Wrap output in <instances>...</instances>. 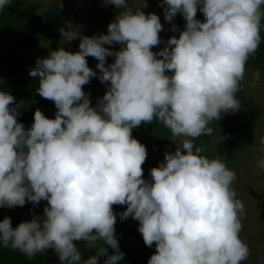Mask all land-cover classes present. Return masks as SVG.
Returning <instances> with one entry per match:
<instances>
[{
  "label": "clouds",
  "instance_id": "9594fccd",
  "mask_svg": "<svg viewBox=\"0 0 264 264\" xmlns=\"http://www.w3.org/2000/svg\"><path fill=\"white\" fill-rule=\"evenodd\" d=\"M104 2L120 10L107 34L82 36L66 22L61 46L29 72L37 93L54 102V119L37 109L26 130L18 122L23 102L0 91V208L47 201L42 216L15 228L6 216L0 246L29 259L52 249L60 264H119V215L138 221L145 245H155L148 264H242L249 248L240 238L245 209L232 187L236 173L220 157L201 155L194 141L213 135L210 122L241 107L236 94L261 43L264 0H162L164 19L181 14L186 24L172 27L179 37L159 52L152 49L162 43L163 25L157 14H145V2ZM9 5L0 0V10ZM78 38L79 51L65 50ZM116 44L119 51L105 47ZM87 57L98 61L99 76ZM94 77L109 84L96 107L84 91ZM259 80L257 70L252 86ZM153 120L182 139L172 140L176 150L165 152L146 181L148 152L132 132ZM257 150L264 153V139ZM257 167L264 169V158ZM114 205L126 210L115 213ZM76 241L96 254L82 261Z\"/></svg>",
  "mask_w": 264,
  "mask_h": 264
},
{
  "label": "trees",
  "instance_id": "16d2710c",
  "mask_svg": "<svg viewBox=\"0 0 264 264\" xmlns=\"http://www.w3.org/2000/svg\"><path fill=\"white\" fill-rule=\"evenodd\" d=\"M60 4L62 7H60ZM91 13L94 19L101 25L98 36L107 34L108 23L104 18H115V13L109 7L119 13V9L114 6H105L104 0H99L98 4H91ZM41 5L32 0H10V5L0 10V91L9 92L16 99L17 103L23 102L20 109L21 115L18 122L23 123L25 129H30L34 123V113L37 109L49 118V114L56 108L53 101L42 98L38 93V80L29 75L31 69L35 68L38 59L49 52L54 44L62 40L60 29L65 27L66 22H71L78 26L82 21L77 16L69 3L61 0L55 1L47 9L40 12ZM202 18L201 21H203ZM113 21H110L112 23ZM179 32H169L170 38L175 35L179 37ZM261 43L254 55L250 56L246 68L252 72L264 73V21L261 28ZM112 50L119 51L120 45H112ZM115 57H108L107 62L114 63ZM171 75V73H168ZM249 90L247 85L241 83L240 91L236 94L241 107L238 112L231 113L228 118L213 120L209 127L213 129V135L217 136L219 149L210 145L211 136L202 135L194 141L195 145L202 147L204 151L201 155L213 159L218 153L225 154L224 163L231 170L240 169L242 159L239 158L241 150L240 139H244L243 130L248 132V123L245 119H250L253 130L259 131L256 120V113L248 101L245 92ZM14 106V105H13ZM97 106V105H96ZM241 113V117L239 114ZM236 121V122H235ZM133 138L146 146L148 157L154 149L162 146L167 140L174 136L171 131L160 122L153 120L151 124L142 123L132 132ZM144 169V164L142 165ZM39 207L26 203L23 207L0 208V222L7 216L12 220L13 228L21 222L31 221L33 215H39ZM126 210V205H114L113 211L120 213ZM116 236L118 238L120 251L125 253L124 259L119 264H148L150 257L155 254V245L149 248L145 245L142 234L138 229H131L125 222L117 216L115 225ZM79 247L82 261L87 260L96 254L95 248H88L83 241L74 242ZM103 241L97 242V247L102 246ZM109 254H114L111 247ZM0 264H60L55 251L49 249L47 252L38 253L29 259L19 250L10 247L0 246Z\"/></svg>",
  "mask_w": 264,
  "mask_h": 264
},
{
  "label": "rangeland",
  "instance_id": "374dc122",
  "mask_svg": "<svg viewBox=\"0 0 264 264\" xmlns=\"http://www.w3.org/2000/svg\"><path fill=\"white\" fill-rule=\"evenodd\" d=\"M41 5L40 12L47 9L57 0H32ZM66 3H69L72 7L73 12L80 16L82 21L78 25L81 30L82 36H98V30L101 26L96 19L92 16L91 13V4H98L99 0H61ZM132 2L137 7H145L142 10L145 14L155 13L160 17L161 23L163 25V31L159 34L162 40V43L159 46H156L152 49L153 52L161 51L165 46L170 36L167 34L171 31L172 27L175 25L179 28L180 31H183L185 28L186 21L184 20L181 14H177L174 20L169 23L164 19V12L160 6L162 0H132ZM145 2V4H144ZM115 15V10L111 9ZM204 18L203 14L198 11L197 19L202 20ZM105 22L110 24V21H113L109 17L104 18ZM180 31H177L180 33ZM79 38L72 41L71 44H64L63 47L65 50L72 52L79 51ZM62 40L54 44L50 51H55L61 46ZM47 52L43 58H46L49 55ZM88 65L94 71H97V76L101 73L96 68L98 61L93 57H87ZM110 62L108 64H111ZM107 66V65H106ZM256 72H252L250 69L246 68L245 78L242 81L243 85H247L249 90L245 92L248 101H251V106L256 113V120L258 121L257 127L259 131L253 130L250 119H245V122L248 123V132L243 130L244 139H240L241 150L239 151V158L242 159L240 163L241 168L235 169L236 179L233 182V189L236 192V198L241 200L244 205V214L241 217L242 231L240 233V238L247 244L249 248L248 259L243 261L242 264H264V169H259L257 167V162L264 158V153L258 151L257 149L260 146L261 139H264V73H260V80L256 83V86L253 87V77ZM2 77H0L1 80ZM109 87V84H102L99 79L92 78L90 83L84 86V91L90 93V100L92 101V106L96 107L97 101L101 99ZM57 109L55 108L50 114V118H55V113ZM231 115L230 113L224 114L223 116L228 118ZM240 117L241 113L239 112ZM236 122V121H235ZM182 138L173 137L172 139L167 140L162 146L152 151L150 157H148L144 163V179L146 181L151 180L150 171L154 167H158L161 162L164 160L165 152H174L177 145L172 140H179ZM210 145L212 148H218L217 136L212 135L210 140ZM220 148V152H222ZM224 151V150H223ZM219 152V153H220ZM217 157H220L222 160L225 157V154H219ZM223 153V152H222ZM47 206V201H41L39 207V215H43V210ZM126 224L131 229H138L139 222L129 217L125 220ZM139 232V231H138ZM140 233V232H139Z\"/></svg>",
  "mask_w": 264,
  "mask_h": 264
}]
</instances>
